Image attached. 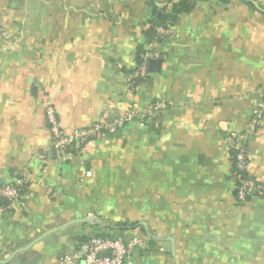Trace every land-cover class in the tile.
<instances>
[{"label":"crops","instance_id":"0c3cea01","mask_svg":"<svg viewBox=\"0 0 264 264\" xmlns=\"http://www.w3.org/2000/svg\"><path fill=\"white\" fill-rule=\"evenodd\" d=\"M255 2L195 0L156 44L159 70L131 92L144 31L166 0H0V183L27 181L0 215V259L73 222L8 263L63 264L79 242L118 235L142 240L132 264H264V200L236 199L226 143L264 87V0ZM44 102L67 133L110 105L161 107L60 156ZM247 173L264 182V118Z\"/></svg>","mask_w":264,"mask_h":264},{"label":"built area","instance_id":"2783aa9c","mask_svg":"<svg viewBox=\"0 0 264 264\" xmlns=\"http://www.w3.org/2000/svg\"><path fill=\"white\" fill-rule=\"evenodd\" d=\"M0 32L3 28L0 24ZM175 35L173 24L160 25L155 28V39L147 44L139 61L129 75L128 85L131 92H135L139 83L149 74L148 65L151 59L160 58L156 44L164 38ZM44 113L48 131L51 136L52 147L55 152L63 156L72 148L80 150L86 142L107 134H114L127 123L145 124L155 116L161 105L150 103L144 107H129L121 114L111 113L110 105L89 126L74 129L67 133L61 127L56 110L49 102H44ZM264 118V87L260 91L255 109L239 132H232L226 138V143L232 152V175L235 181V196L241 202L251 196L264 200V182L248 175V141L260 127ZM40 157H43L40 155ZM16 183H0V215L9 211L20 201L21 190L26 187L25 173ZM142 245L137 236L124 238L121 236L98 235L78 243L77 255L64 258L63 264H132L131 254Z\"/></svg>","mask_w":264,"mask_h":264},{"label":"trees","instance_id":"16d2710c","mask_svg":"<svg viewBox=\"0 0 264 264\" xmlns=\"http://www.w3.org/2000/svg\"><path fill=\"white\" fill-rule=\"evenodd\" d=\"M222 2H226L228 0H219ZM244 1L248 6L257 8L253 2L256 0H242ZM195 0H166V4L161 7L157 8L154 7L155 13L153 18L150 20L147 29L144 31L145 37L147 39V44L151 42L153 39H155V28L160 25H165L167 23L174 24L177 16L181 13H188L192 11L194 8ZM142 50H139V55H142ZM140 59V58H139ZM139 61V60H138ZM231 158H232V152H230ZM26 188V187H25ZM24 189L21 190L23 192Z\"/></svg>","mask_w":264,"mask_h":264},{"label":"water","instance_id":"95a60500","mask_svg":"<svg viewBox=\"0 0 264 264\" xmlns=\"http://www.w3.org/2000/svg\"><path fill=\"white\" fill-rule=\"evenodd\" d=\"M254 5L258 8V5L256 4V2H253ZM161 65V59L160 58H155V59H151L149 61V68L148 70L153 72V71H158L159 70V67ZM153 67V68H151ZM84 221V220H83ZM73 223V222H71ZM69 223V224H71ZM69 224H65V225H62V226H59V227H56V228H53L51 230H48L44 233H42L41 235H39L37 238H35L34 240H32L31 242H29L28 244H26L25 246H22V247H19L17 249H15L7 258L5 259H0V264H7L8 262H10V260H12V258L21 253V252H24L26 250H28L29 248H31L35 243H37L38 241H40L42 238H44L45 236L53 233V232H56L57 230H60L66 226H68Z\"/></svg>","mask_w":264,"mask_h":264},{"label":"rangeland","instance_id":"374dc122","mask_svg":"<svg viewBox=\"0 0 264 264\" xmlns=\"http://www.w3.org/2000/svg\"><path fill=\"white\" fill-rule=\"evenodd\" d=\"M9 264V263H8ZM13 264V263H12Z\"/></svg>","mask_w":264,"mask_h":264}]
</instances>
